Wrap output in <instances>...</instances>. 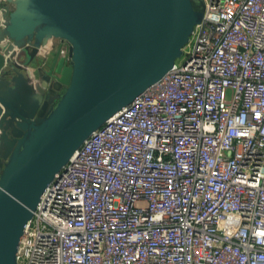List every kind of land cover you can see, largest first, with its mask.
Masks as SVG:
<instances>
[{"label":"built area","instance_id":"2783aa9c","mask_svg":"<svg viewBox=\"0 0 264 264\" xmlns=\"http://www.w3.org/2000/svg\"><path fill=\"white\" fill-rule=\"evenodd\" d=\"M204 3L172 68L44 189L17 264H264V0Z\"/></svg>","mask_w":264,"mask_h":264},{"label":"water","instance_id":"95a60500","mask_svg":"<svg viewBox=\"0 0 264 264\" xmlns=\"http://www.w3.org/2000/svg\"><path fill=\"white\" fill-rule=\"evenodd\" d=\"M0 264H17L44 189L90 134L182 56L204 0H5ZM53 40L65 41L69 65ZM14 46L15 48H13Z\"/></svg>","mask_w":264,"mask_h":264},{"label":"flooded vegetation","instance_id":"af4514ba","mask_svg":"<svg viewBox=\"0 0 264 264\" xmlns=\"http://www.w3.org/2000/svg\"><path fill=\"white\" fill-rule=\"evenodd\" d=\"M56 48H60V41L58 43H53Z\"/></svg>","mask_w":264,"mask_h":264},{"label":"crops","instance_id":"0c3cea01","mask_svg":"<svg viewBox=\"0 0 264 264\" xmlns=\"http://www.w3.org/2000/svg\"><path fill=\"white\" fill-rule=\"evenodd\" d=\"M56 41H57V40H53L52 42H53V43H57Z\"/></svg>","mask_w":264,"mask_h":264},{"label":"rangeland","instance_id":"374dc122","mask_svg":"<svg viewBox=\"0 0 264 264\" xmlns=\"http://www.w3.org/2000/svg\"><path fill=\"white\" fill-rule=\"evenodd\" d=\"M178 62V61H177Z\"/></svg>","mask_w":264,"mask_h":264}]
</instances>
